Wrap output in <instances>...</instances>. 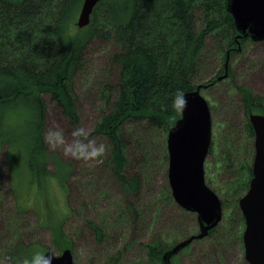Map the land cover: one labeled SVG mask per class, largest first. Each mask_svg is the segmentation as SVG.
Masks as SVG:
<instances>
[{
  "label": "trees",
  "instance_id": "16d2710c",
  "mask_svg": "<svg viewBox=\"0 0 264 264\" xmlns=\"http://www.w3.org/2000/svg\"><path fill=\"white\" fill-rule=\"evenodd\" d=\"M83 3L0 0V154L9 170L7 190L20 210H34L32 205L24 207L26 195L35 192L39 199L45 197L54 182L69 193L71 167L45 142L47 106L41 95L50 94L68 122L81 128L77 81L88 62L89 48L96 42L113 46L112 62L119 68V78L116 84L105 87L94 133L106 143L112 179L127 196L142 190L140 166L146 161L149 134L165 133L166 149V137L181 118V112L173 108L176 93L186 94L200 85L210 88L232 78L231 60L239 53L238 32L228 12V0L102 1L95 7L89 26L80 30L76 23ZM208 40L223 54V67L209 83L199 84ZM248 43L252 42L241 41L242 51ZM228 57L229 75L219 82ZM234 88L254 150L255 133L248 117L251 113L264 115V97L245 86L234 84ZM139 143L142 156L130 162L128 152L136 153ZM232 157V152L226 155L225 166L235 170L230 165ZM253 161L254 157L240 167L239 184L246 189L253 176ZM206 184L221 200L219 192ZM221 192L224 194L226 188ZM37 215L41 221V214ZM90 228L101 242L100 226L91 223ZM182 240L164 243L158 239L148 244L149 264H162L163 254ZM29 247L19 243L11 254L13 263L20 264ZM175 259L177 256L172 264H177Z\"/></svg>",
  "mask_w": 264,
  "mask_h": 264
},
{
  "label": "rangeland",
  "instance_id": "374dc122",
  "mask_svg": "<svg viewBox=\"0 0 264 264\" xmlns=\"http://www.w3.org/2000/svg\"><path fill=\"white\" fill-rule=\"evenodd\" d=\"M113 52L109 43L93 44L85 70L77 81L81 128L97 145H106L94 133L103 108V93L107 85L116 84L119 78V68L112 62ZM222 67L223 54L208 40L201 59L199 84L209 83ZM231 73V79L202 91L212 116V148L205 163V178L221 196L223 219L214 233L194 242L189 250L178 255L177 264H248L244 248L245 220L239 207V200L248 189L241 187L239 181L240 167L252 162L255 147L252 150L234 84L264 97V42L248 43L241 53H235ZM41 96L47 106L44 136L53 129L62 131L66 140L71 141L77 128L68 122L50 94L43 92ZM163 139V132L149 134L145 144L146 161L140 166L143 187L133 196H127L112 179L106 154L102 162L85 163L49 147L71 167L69 193L66 195L55 182L40 199V195L29 192L24 207L32 205L35 211L17 208V200L7 190L9 170L4 155L0 154V264H15L10 258L19 243L31 246L23 253L28 258L36 251L44 254L52 251L60 256L64 250L72 249L75 264H105L115 259L118 264H149L148 244L158 239L172 243L198 234V216L182 210L172 197L168 135L166 149ZM230 152L233 155L230 165L235 170L225 166L226 155ZM128 156L130 162L142 156L140 143L137 152L129 150ZM222 187L226 188L224 194ZM37 202L40 204L33 206ZM36 212L41 214V221ZM91 223L100 226L101 242L96 240Z\"/></svg>",
  "mask_w": 264,
  "mask_h": 264
},
{
  "label": "water",
  "instance_id": "95a60500",
  "mask_svg": "<svg viewBox=\"0 0 264 264\" xmlns=\"http://www.w3.org/2000/svg\"><path fill=\"white\" fill-rule=\"evenodd\" d=\"M102 1L84 0L77 27L89 26L95 7ZM228 12L234 19L238 32L237 51H242L241 41L264 42V0H228ZM229 75V57L225 74ZM208 85H200L185 95L187 107L181 118L170 129L167 139L169 155V182L175 203L183 210L198 216L199 233L180 241L167 250L162 264L172 260L195 241L206 238L223 219V206L215 192L205 181V163L212 143V116L208 101L202 91ZM255 133V156L252 165V179L246 194L239 201L245 220L244 248L248 264H264V115H249ZM52 264H75L73 252L64 250L60 256L47 251Z\"/></svg>",
  "mask_w": 264,
  "mask_h": 264
},
{
  "label": "clouds",
  "instance_id": "9594fccd",
  "mask_svg": "<svg viewBox=\"0 0 264 264\" xmlns=\"http://www.w3.org/2000/svg\"><path fill=\"white\" fill-rule=\"evenodd\" d=\"M187 107V100L183 92L178 91L173 101V108L182 112ZM73 139L66 140L62 131L49 129L45 135V142L52 150L60 149L65 157L77 161L102 162L106 154V145H97L94 139L89 138V134L83 128H78L72 133ZM20 264H52V257L46 256L40 251H36L28 258L25 257Z\"/></svg>",
  "mask_w": 264,
  "mask_h": 264
}]
</instances>
